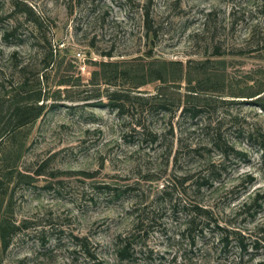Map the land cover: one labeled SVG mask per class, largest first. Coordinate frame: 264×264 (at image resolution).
<instances>
[{
  "label": "rangeland",
  "instance_id": "rangeland-1",
  "mask_svg": "<svg viewBox=\"0 0 264 264\" xmlns=\"http://www.w3.org/2000/svg\"><path fill=\"white\" fill-rule=\"evenodd\" d=\"M263 146L264 0H0V264H264Z\"/></svg>",
  "mask_w": 264,
  "mask_h": 264
},
{
  "label": "trees",
  "instance_id": "trees-1",
  "mask_svg": "<svg viewBox=\"0 0 264 264\" xmlns=\"http://www.w3.org/2000/svg\"><path fill=\"white\" fill-rule=\"evenodd\" d=\"M16 6H19L18 4H16ZM15 8V7H14ZM26 15L28 16L27 18H25L24 15V21H28L29 25L31 26V31L29 32L30 36H38L40 34H42V21L40 20V18L34 14V12L31 9H27L26 11ZM33 19H30V18ZM146 18V23H147V19H148V15H145ZM18 23V22H16ZM22 23V22H21ZM20 22L18 23V25H14L9 27V29L5 30L3 32L2 38L4 39V41H9L10 38H12V36H14L15 31L17 30V26H19L21 24ZM30 28V27H28ZM43 39H45L44 37H42ZM41 38V39H42ZM38 37L36 38V40H41ZM107 57H111V55H106ZM26 69V66H22L18 73L22 74ZM24 78V77H22ZM24 80V79H23ZM23 82V81H22ZM23 83H21L20 85H22ZM13 90V89H12ZM5 96V95H4ZM9 100V98H8ZM7 102H11V101H7ZM36 102V101H35ZM28 107H31L30 109H32L33 105H26V110L28 109ZM113 108H115V110L118 112V114H122L124 107L122 105H120L119 103H115L112 105ZM23 108L15 106L14 104H11L9 106V108L6 111V125L7 126H11L13 128H19V127H23L25 125L30 124L31 122H33L34 120H36L40 114H41V109L42 107H37L35 114H33L31 117H26L25 114H27L26 112H24L25 110H22ZM6 126V127H7ZM135 128H138V133H142L145 134V128L143 125H141L140 123H135L134 124ZM135 131V130H134ZM142 131V132H140ZM211 144L214 146H217L218 142L216 140L211 141ZM262 150H264V146L262 147ZM223 154H226L225 151H222ZM210 171H208L209 173ZM139 222V221H138ZM191 223L193 221H190ZM141 223V222H140ZM14 229V227H13ZM9 231H7V227H3L2 223H0V242L3 243L4 247L7 246V242H6V237L8 236ZM235 235L237 237H239V239H237L238 241L241 242V240L243 239L242 236L239 233H235ZM130 238L131 237H121L119 236L116 241H115V255L117 257V259L121 262H128L131 259L132 256V247H131V242H130ZM74 240V246H76L80 252H82L84 255L93 258L92 255H90L89 250H88V242L86 241V239H80L77 237H73ZM244 248V247H242Z\"/></svg>",
  "mask_w": 264,
  "mask_h": 264
}]
</instances>
